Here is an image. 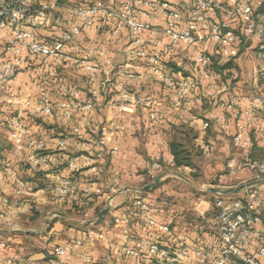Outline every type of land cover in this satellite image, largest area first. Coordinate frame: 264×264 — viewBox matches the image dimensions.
Masks as SVG:
<instances>
[{
  "label": "crops",
  "instance_id": "0c3cea01",
  "mask_svg": "<svg viewBox=\"0 0 264 264\" xmlns=\"http://www.w3.org/2000/svg\"><path fill=\"white\" fill-rule=\"evenodd\" d=\"M67 16L64 14V22H67ZM150 23L155 27L163 26L161 19ZM113 32L112 27L99 23L79 38L78 53L71 59H51L47 61L49 66L41 67L43 62L26 56L21 72L14 79L6 84L0 80V264H8L13 258L14 264H45L53 259L55 247L77 242L80 246L70 253L69 264H160V258L147 249L138 250V256L125 253L126 247L135 248L150 231L146 225L147 215L136 206L137 199H143L149 205L151 217L170 227L171 235L163 237L170 250L176 251L182 242H186L206 255L215 237L212 226L217 215L215 205L213 209L211 203L197 197L191 207L178 200L159 199L153 190L148 193L124 190L140 189L151 183L142 184L139 178L155 162L163 166L157 176L171 172L156 188L167 179L176 177L174 174L177 173L189 181L185 182L196 196H202L198 193L200 190L208 192L206 197L214 196L217 194L209 192L211 189L236 188L252 178L247 170L241 172L247 173V179L239 183H234L239 179L237 176L231 178L228 175L227 162L235 154V149L231 135H225L216 121L222 111L203 99L199 91H195L190 100L184 98L181 103L175 102L176 90L168 89L153 75L147 60L129 55L127 31ZM8 37L7 31H0L1 40ZM199 49L181 45L175 54L167 56L157 42L148 47L150 54H164L169 71H181L185 76L191 75L193 58ZM60 62L62 64H58ZM125 68H129L135 77L123 74ZM250 89L248 92L255 90L253 74ZM233 90L239 102L246 105L244 97L247 92ZM124 92L135 99H153L157 122L150 120L145 107H141L131 119L122 116L118 105ZM43 97L49 98L55 106L51 117L39 112ZM18 98H28L30 106L18 109L15 106ZM88 101L95 104L91 112L73 109L71 116L66 117L65 109L61 108L63 103L86 104ZM225 115L233 132L235 120L230 112ZM14 117L21 118L33 138L45 142L47 152L53 157L51 164L37 167L31 163V148L26 145L20 151L15 147L10 128ZM207 121L210 127L205 129ZM260 124L258 121L256 128ZM174 129L192 130L196 134L194 144L201 153L198 163L206 162L203 166L204 182L200 187L180 174L189 176L191 168H172L174 157L169 144L175 135ZM103 135L105 140L101 144ZM260 139L258 134L257 140ZM60 142H64L65 147L61 148ZM252 156L262 158L261 143L256 141ZM92 164L97 167V173L91 171ZM219 177L224 179L222 188L217 185ZM60 178H71L76 187V193L63 201L56 198L53 190ZM21 183L32 184L34 193L20 194ZM91 188L101 190L102 194L92 196L88 191ZM117 194L103 222L85 224L98 218L97 210H103ZM241 195L243 192L238 194ZM3 198L9 203L4 204ZM51 214L64 217L54 215L49 229L42 234L19 233L42 228ZM260 229L264 232V224ZM33 241L41 246L34 245ZM258 246L254 240L250 253L255 254ZM257 259L264 264V257ZM178 264L211 262L205 257H192L190 261ZM228 264L242 263L230 259Z\"/></svg>",
  "mask_w": 264,
  "mask_h": 264
},
{
  "label": "built area",
  "instance_id": "2783aa9c",
  "mask_svg": "<svg viewBox=\"0 0 264 264\" xmlns=\"http://www.w3.org/2000/svg\"><path fill=\"white\" fill-rule=\"evenodd\" d=\"M64 14L68 15L67 22H64ZM157 19L163 21L162 27L151 25L150 22ZM101 21L112 27L113 33L127 31L129 55L147 60L153 75L168 89L176 90L175 102L181 103L184 98L190 100V96L199 91L203 99L216 105L222 111L216 121L225 135H231L235 149L227 162L229 177L234 178L247 170L252 178L244 185L264 184V0H0V31L9 33L8 39H0V78L22 69L26 56L40 62L71 59L78 53L79 38ZM153 42H157L167 56L175 54L181 45L199 47L193 58L191 75L169 71L164 54L149 53L148 47ZM244 53L255 54L262 64L253 72L255 90L246 93V105L239 102L231 83H224L218 72V67L236 62ZM105 63L110 64V61ZM123 74L135 77L129 68H125ZM155 105L151 98L135 99L124 92L118 109L122 116L131 119L145 107L150 120L155 123L158 120ZM15 106L18 109L29 107L30 100L18 98ZM94 106L93 101H88L86 104L63 103L61 108L65 109L66 117H70L73 109L91 112ZM54 110L49 98L40 100L41 114L51 117ZM225 112H230L235 120L233 132ZM258 121L261 124L256 128ZM209 127V121L205 122L204 128ZM10 128L11 140L18 150H24L26 145L33 150V165L48 166L53 162L45 142L33 138L21 118H12ZM258 134L260 140H257ZM104 135L101 144H104ZM256 141L261 143V159L252 156ZM60 147H65V143L60 142ZM205 150L209 152L208 147ZM162 168L160 162H155L140 176V182L145 184L154 180ZM91 171L98 172L94 164ZM116 175L119 174L116 172ZM223 182V177H219L217 185L222 188ZM53 190L60 201L76 193L71 178H60ZM34 191L32 184H20V194H33ZM88 191L94 197L102 194L99 189ZM2 202L9 203L4 198ZM136 206L147 215L146 225L150 231L135 248H125L127 255L138 256V250L147 249L160 258V264L188 262L192 257H205L211 264H228L230 259H237L242 264H261L257 257H264V232L260 229L264 224V186L245 190L233 200H216L217 215L212 221L215 237L206 255L186 242H182L176 251L170 250L163 240L164 236L171 235L170 227L150 216L149 205L143 199H137ZM254 240L259 246L256 253L251 254ZM79 246L77 242L55 247L53 259L45 264H69L70 253ZM14 261L15 258L8 260V264H14Z\"/></svg>",
  "mask_w": 264,
  "mask_h": 264
},
{
  "label": "rangeland",
  "instance_id": "374dc122",
  "mask_svg": "<svg viewBox=\"0 0 264 264\" xmlns=\"http://www.w3.org/2000/svg\"><path fill=\"white\" fill-rule=\"evenodd\" d=\"M254 46V43H253ZM262 64L257 60L255 54H250L249 56L245 53L242 54L239 59L232 63L224 65V67H218V72L220 71V75L223 77L222 81L224 83L229 82L231 83L232 89H239L243 92L251 91L250 85L252 82V74L253 71L261 67ZM233 82H230L232 81ZM235 80V81H234ZM201 157V153L199 152L198 155H194V169H192V172L189 176H186L185 174L180 173L182 176L186 177L190 180L192 184H195V186L200 187V185L204 182L203 178V166L206 165V162L203 161V163H198V159ZM245 174V175H244ZM239 179H236L234 183H239L245 179H247L248 175L247 173H240L237 175ZM153 181V180H152ZM150 181V182H152ZM216 183V182H215ZM239 187V186H236ZM142 188V187H141ZM158 189L159 191H157ZM152 191L155 192L156 197L162 200H178V202H182L184 204H187L188 206H193L194 202L197 201V199H201L204 201H207L208 203H211L212 208L214 209V205L216 203V200L218 198H225L228 200L236 199L240 196L237 195H209L206 197L205 195L208 194V192L200 190V193L202 196H196L194 193V190L188 186V184L181 178L174 177L169 178L167 181H164L162 185L159 188H156ZM157 191V193H156ZM154 194V193H153ZM198 197V198H197ZM190 207V208H191ZM97 219V217L95 218ZM34 245L39 243L37 241H33Z\"/></svg>",
  "mask_w": 264,
  "mask_h": 264
},
{
  "label": "trees",
  "instance_id": "16d2710c",
  "mask_svg": "<svg viewBox=\"0 0 264 264\" xmlns=\"http://www.w3.org/2000/svg\"><path fill=\"white\" fill-rule=\"evenodd\" d=\"M100 23H102V21ZM105 26L109 27L107 24H105ZM41 38L43 39V36H41ZM55 62H58V61H55ZM58 64H62V62ZM49 65L50 63L43 62L41 67H45ZM20 72H21V69L14 72L13 74L9 76H5L3 78L1 77L0 80L6 84L10 80L14 79ZM174 131H175V135L169 144L170 151L174 157V166H175L174 169L178 170L183 167L194 169L193 156L194 155L199 156V151L198 149H196L195 144H194L196 140V134L192 130H186V129H179V130L174 129ZM79 211L83 212L84 210H79ZM101 211L102 209L97 210L96 215L98 216Z\"/></svg>",
  "mask_w": 264,
  "mask_h": 264
},
{
  "label": "water",
  "instance_id": "95a60500",
  "mask_svg": "<svg viewBox=\"0 0 264 264\" xmlns=\"http://www.w3.org/2000/svg\"><path fill=\"white\" fill-rule=\"evenodd\" d=\"M249 44V42H248ZM247 44V45H248ZM171 175V172H165V173H162L160 174L159 176H157L151 183L147 184L146 186L140 188V189H125L124 192H127V191H135V192H138V193H148L150 192L151 190H153L154 188H156V186H158L161 181L166 178L167 176H170ZM176 177L178 178H181L183 179L184 181H186L187 183H189L188 180H186L185 178L181 177L179 174L175 173L174 174ZM264 186L263 183L259 182L255 185H241L239 187H236V188H231V189H228V190H221L219 188H216V189H211L209 192H213V193H216V194H219V195H237V194H240L242 193L243 191L245 190H250V189H254V188H257V187H262ZM122 192H120L119 194H121ZM115 195L114 197H112L108 204L106 205V207L99 213L98 215V218L93 220V221H90V222H87L85 224L87 225H97V224H100L101 222L104 221L105 217L108 215V213L110 212L111 210V204H112V201L119 195ZM54 215H57V216H61V217H64L63 215L61 214H51L49 215V217L46 219L45 221V224L42 228L36 230V231H29V232H19V233H24V234H27V235H39V234H42L44 231L48 230L50 225H51V220L53 218Z\"/></svg>",
  "mask_w": 264,
  "mask_h": 264
}]
</instances>
